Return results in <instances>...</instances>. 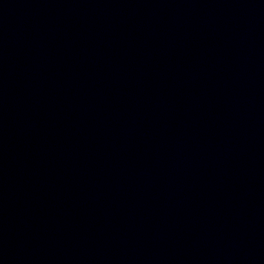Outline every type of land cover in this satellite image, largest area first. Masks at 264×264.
Here are the masks:
<instances>
[{"label":"water","instance_id":"95a60500","mask_svg":"<svg viewBox=\"0 0 264 264\" xmlns=\"http://www.w3.org/2000/svg\"><path fill=\"white\" fill-rule=\"evenodd\" d=\"M0 264H264V0H0Z\"/></svg>","mask_w":264,"mask_h":264}]
</instances>
